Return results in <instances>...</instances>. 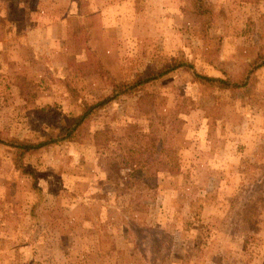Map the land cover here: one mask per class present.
I'll return each instance as SVG.
<instances>
[{
  "label": "rangeland",
  "instance_id": "374dc122",
  "mask_svg": "<svg viewBox=\"0 0 264 264\" xmlns=\"http://www.w3.org/2000/svg\"><path fill=\"white\" fill-rule=\"evenodd\" d=\"M205 8L0 0L6 139L62 137L85 101L158 77L74 138L0 143V264H264V0Z\"/></svg>",
  "mask_w": 264,
  "mask_h": 264
},
{
  "label": "trees",
  "instance_id": "16d2710c",
  "mask_svg": "<svg viewBox=\"0 0 264 264\" xmlns=\"http://www.w3.org/2000/svg\"><path fill=\"white\" fill-rule=\"evenodd\" d=\"M195 6L203 11V13L208 12V9L205 8V0H194ZM182 64V63H181ZM179 64L178 66H181ZM251 72H253L255 69L260 68L264 66V53L259 54L256 61L252 63L251 65ZM172 68V67H170ZM176 67H173L172 69H166L161 70L158 74H167L171 70L175 69ZM156 75H153L152 77H147L144 79L137 78L133 81L128 82H120L115 83L113 86V92L111 95L102 98L98 101H85L84 105L82 106L81 113L76 117L73 125L67 127V126H61L60 130L62 133V137H50L49 139L40 140V141H32V140H20L18 138H12V139H6L5 137H2L0 133V143H6L10 146L19 148L21 150V154L24 155L26 153L38 150L40 148H43L45 146L57 143L64 139H70L74 138L77 134V131L80 127H82L97 111L101 110L106 104L111 102L112 100L116 99L120 95L126 94V93H135L138 91V89H141L144 85H146L150 80H154L158 77H155ZM204 78L207 82L210 83H216L218 86L223 88H230V87H239L242 84H246V80L243 82H232L228 79H223L219 77H210V76H201ZM141 87V88H140ZM97 139H99L100 136L104 135L103 130L96 131ZM117 163H113V165H116ZM131 166L135 168V164L133 163ZM141 195H137L139 197ZM142 197V196H141Z\"/></svg>",
  "mask_w": 264,
  "mask_h": 264
}]
</instances>
